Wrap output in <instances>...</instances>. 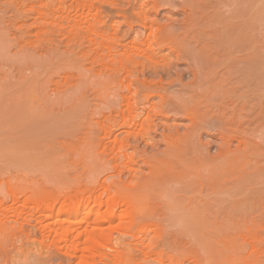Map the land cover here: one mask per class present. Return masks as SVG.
I'll use <instances>...</instances> for the list:
<instances>
[{
  "label": "rangeland",
  "instance_id": "1",
  "mask_svg": "<svg viewBox=\"0 0 264 264\" xmlns=\"http://www.w3.org/2000/svg\"><path fill=\"white\" fill-rule=\"evenodd\" d=\"M260 2L262 13L254 29L262 31L264 45V0ZM177 5L164 1L157 12L152 0H0V206L13 211L0 219V264L27 255L49 256L52 264L84 263L80 253L71 257L76 254L71 244L39 230L47 223L53 226L55 218L35 216L30 208L17 216V207L28 204L33 194H55L63 201L79 190L102 201L109 194L127 200L139 190L130 203L137 208V224L124 234L114 233V238L152 243L138 246L129 259L123 251L118 264H264V117L249 125L254 133L246 126L205 127L197 146L188 151L181 150V139L191 125L179 115L181 107L166 117L159 115L157 104L151 130L116 128L110 136L103 131L121 122L125 102L119 94H128L121 90L124 71L115 70L116 59L131 55L138 38L182 25L188 10ZM142 8L148 12L143 21L138 15ZM65 18L78 21L75 32L69 31ZM88 27L103 37L91 42ZM174 38H165V49L153 47L158 55L151 57V64L146 59L145 69L127 77L139 108L158 103L156 93L172 103L181 85L193 82L188 63L177 61L171 48ZM102 43L116 48L108 70L101 62ZM151 51L141 46L134 57L145 61ZM28 64L35 67L27 70ZM112 69L107 78L104 73ZM140 83L151 88L145 90ZM13 84L17 91L7 90ZM245 91L258 95L255 88ZM149 92L155 96L145 100ZM262 94L264 99V90ZM184 101L188 107L206 103L191 96ZM243 129L252 131L248 139ZM125 131L133 132V138L124 145ZM120 153L127 157L118 158ZM9 190L21 193L16 201L7 197ZM80 205L100 213L107 226L109 212L92 203ZM121 205L112 210L111 222L129 225ZM115 250L107 245L101 250L106 256L96 257L94 264H113Z\"/></svg>",
  "mask_w": 264,
  "mask_h": 264
},
{
  "label": "bare ground",
  "instance_id": "2",
  "mask_svg": "<svg viewBox=\"0 0 264 264\" xmlns=\"http://www.w3.org/2000/svg\"><path fill=\"white\" fill-rule=\"evenodd\" d=\"M164 1L171 4L177 1V7L180 9L186 8L188 14H186L185 22L180 26L178 25L177 29V26L166 25L167 27H164L165 29L162 28L163 30L157 29V33L152 37H149L152 33H148L145 38H138L131 44V55H127L124 59H116L117 65L114 67L116 68L115 70L117 72L124 71V78L120 81L121 90L127 91L128 94H119L125 102L119 115L121 122L119 124H110L105 128L103 127V131L108 134L107 136H110L116 128L130 127L132 131L137 128L142 130L143 127H146V130H151L153 126H156L154 120H151V112L156 109L157 104L160 107L159 115L164 114L167 117L169 112H173L174 109L181 107L183 108V112L178 114L189 119L191 128L189 127L190 129L188 128L186 132L184 131L182 136L183 141L180 138L182 151H188L197 146L196 144L199 140L196 139H198L200 131L205 127L213 129L221 124V126L239 129L246 126L244 129L253 131L250 126L264 117V99L262 96L264 90L263 33L261 30L254 29L255 24L260 20V13H262L261 0H152L153 10L157 11ZM138 13L141 21H143L142 18L148 15V12H143V8L139 9ZM65 21L69 31L71 33L75 32L74 30L78 25V21L74 18H65ZM86 32L91 42H95L96 38L103 37L104 35L100 30L92 27H88ZM171 35H176L177 37L172 40L174 47H171L176 53L177 61L188 63L187 71L191 74L193 82L189 85H181L182 90L176 96H172L175 100L172 103L168 96L156 93L159 99L158 103L146 106L147 108L144 107L145 105H142V108H139V102L137 103L136 99L134 100L131 96L134 84L127 77L138 68L145 69L146 59L151 64V57L158 55V53H155L156 51H151L152 48L157 47L159 48L158 51L165 49L167 47L165 38ZM102 45V53L104 52L105 57H103L101 62H103V65L105 64L104 69L108 70L109 65L112 66L116 56L112 53L116 48L104 43ZM141 46L151 51V55L145 56V61L134 57L136 55L134 51L138 50ZM106 58L111 61L109 64L105 63ZM30 66V64L27 65V70H31L34 65ZM112 72L113 69L109 73L106 71L104 74H107V78H110ZM29 83L31 86L34 82H28V86ZM140 84L144 89L146 88L145 90L151 88V86H146L144 83ZM16 87V84H13L7 86V90H12V88L14 90ZM18 87L20 88L19 85ZM22 87L25 88L24 86ZM154 87H157V83ZM251 88H255L258 95L254 96L245 91ZM15 90L17 91V88ZM20 90L22 92V89H18V91ZM244 91L245 94H243ZM237 92H240V94L235 97H229L230 94ZM153 93H147L145 100L154 97ZM186 96L204 99L206 103L204 104L199 101L192 107H188L187 102L184 101ZM210 100L215 101L216 104H208ZM141 115L145 116L143 121L140 120ZM247 131L244 130L243 133L246 139L250 136L249 133H252V131L249 133ZM126 132L127 136L123 139L124 145L129 142L130 138H133V132ZM231 138L232 136H227V139L230 140ZM232 139H235V137ZM135 141L138 142V140ZM117 155L118 158L127 157L123 153ZM214 175L212 173V176ZM20 194L19 192L9 190L7 197L14 202ZM139 194V190L137 194H133V192L129 193L127 200L121 199V196L118 194H109L104 201L93 195H85L83 190L72 192L69 195L67 193L66 195L68 196L63 201L59 200L55 194H33L27 198L28 200L26 199L28 207L24 203L17 207V216H23V209L30 208L35 211V216H41L44 219L55 218L56 221L53 226L51 224L54 222L47 223L48 225H41L39 230H43V232L48 230L50 232L48 234H54L58 241L62 240L71 244L76 253L75 255H71V257L73 258L78 255L77 253H80V258L84 260V263L81 262L82 264H94L95 258H101L103 255L101 250L106 248L107 245L116 247L117 250L111 255L110 261L113 264H118L124 258L123 251L127 252V258L129 259L132 251L139 249L137 248L138 246L148 247L147 244L152 243L150 241L151 243L145 245L141 239L137 238L127 243L114 238V233L124 234L128 231L131 224H137L136 219L139 218V214H136L138 212L137 208L131 206L130 203L132 197ZM58 195H60V192H58ZM61 196L63 197L62 194ZM81 201L84 202V205L92 203L96 209L109 212L107 226L103 227L102 222L105 219L101 218L100 213L92 211V208L87 210L85 206L81 207ZM119 205L124 208L127 218L130 219L129 225L111 222V217L115 216L112 210ZM11 211L8 207L0 206V212L2 213V218L0 219L6 218ZM80 215H83V217L79 218ZM91 216H93V220L88 219ZM21 227L23 229V226ZM51 261L49 256L43 259L40 256L31 257V255H27L21 260L18 259L17 262H10L8 264H52Z\"/></svg>",
  "mask_w": 264,
  "mask_h": 264
}]
</instances>
